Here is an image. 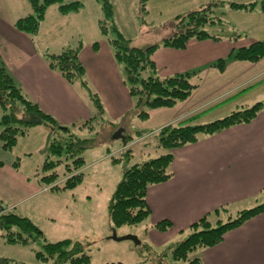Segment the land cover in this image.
Returning <instances> with one entry per match:
<instances>
[{"label": "crops", "instance_id": "1", "mask_svg": "<svg viewBox=\"0 0 264 264\" xmlns=\"http://www.w3.org/2000/svg\"><path fill=\"white\" fill-rule=\"evenodd\" d=\"M173 1L178 6L176 13L194 12L213 4L218 5V9L228 5V0ZM233 1L245 5L259 2ZM230 4V10L249 18V24L240 30L239 35L227 39L209 32L219 40H192L184 50L160 48L152 56L162 78L199 71L190 81L196 87L191 96L174 108L150 111L147 121L135 119L136 135L142 132V136L138 135L127 146L116 147L113 152L108 150L109 156L99 158L97 166L105 163L108 166L109 161L115 163L116 155L127 148L153 138L159 129L176 124L177 120L213 98L227 95L247 80L264 74V59L257 63L230 60L223 72L212 67L219 59L229 58L234 50L264 41V10L257 7L253 11L237 10ZM13 11L7 0H0V60L24 93L60 124L69 127L86 124L94 113L90 93L79 84L69 83L59 72L51 69L44 56L50 50L44 45V39L39 40L40 31L32 37L17 30L14 23L24 16ZM216 28V25L212 26V29ZM243 35L250 39H241ZM95 43H99L98 49L94 48ZM94 44H86L82 48L80 60L87 80L116 119L133 107L134 100L110 43L97 40ZM251 96L238 99L236 106L254 102L256 96ZM123 130L126 137L134 138L126 128ZM33 134H41L48 143L50 129L44 125L31 128L12 153L6 152L0 141V201L7 210L15 213L49 192L37 182L39 168L32 171L28 164L24 166L31 155V148L28 143L21 142L30 140ZM155 152V157L161 154L160 150ZM149 155L144 154L145 159L153 158ZM18 159L19 166L16 167ZM170 172L172 176L169 180L153 185L147 191L151 215L142 239L161 249L186 239L193 225L203 218L214 221L223 215L235 217L243 210L264 203V109L250 123L203 136L197 142L175 150ZM89 201L93 203L91 199ZM163 222H169L171 226L164 231L157 229L156 225ZM0 240L3 241L1 236ZM200 258L203 264H264V212L229 231L216 246L201 250Z\"/></svg>", "mask_w": 264, "mask_h": 264}, {"label": "trees", "instance_id": "2", "mask_svg": "<svg viewBox=\"0 0 264 264\" xmlns=\"http://www.w3.org/2000/svg\"><path fill=\"white\" fill-rule=\"evenodd\" d=\"M150 0H141L142 7L146 11V5ZM33 14L15 21V28L32 37H35L45 20L47 10L54 4H60L63 15L79 12L82 4L79 0L63 4V0H29ZM257 3L245 5L231 3L230 6L237 10L253 11ZM218 5H208L203 9L176 17L177 33L165 38L161 43L151 45L145 49L132 45V41L126 38L115 25L113 20L114 8L104 0L103 10L106 20L100 22L104 36L113 34L109 43L114 51V58L123 66L124 82L129 89L135 103L130 110L134 119L147 121L149 112L162 108H174L186 101L195 86L191 79L199 71H188L174 76L162 78L159 76L153 54L160 48H173L184 50L192 40H219L206 30L207 26L220 24L221 19L211 16L213 8ZM264 10V0L260 3ZM99 43L94 44L98 49ZM83 46L68 48L59 54H45L52 70L59 72L69 83L79 84L90 93L97 107L103 111L99 97L92 94L86 77L85 67L80 60ZM264 59V41L255 42L249 46L234 50L229 58L219 59L212 64L220 72L225 71L230 60L260 62ZM264 109V103L260 102L252 106H241L238 111L231 113L222 119L207 123L195 122L202 116H195L181 124H171L160 129L155 135V151H161L157 157L147 161L133 164L126 169L123 178L117 186L113 198L108 207L109 221L112 229L123 226H137L147 222L151 215V209L147 203V191L156 184L169 180L171 164L174 160V151L188 144L197 142L203 136L217 134L229 127L252 122ZM0 141L4 150L12 153L19 140L29 134L31 128L44 125L50 129L47 143V155L43 165L38 169L36 178L41 186L48 185L50 190L74 189L83 181L85 159L83 153L95 145L93 139H83L76 135L73 128L60 124L53 116L44 112L38 103L31 100L17 84L14 77L6 68L3 61L0 62ZM91 120L80 126L90 124ZM143 134L139 132L138 135ZM142 136V135H141ZM134 138L127 136V143ZM133 148H127L122 157L115 158L116 163L123 159L128 162L133 157ZM55 158V159H53ZM64 162L65 173L63 182L59 183V174L54 170ZM19 166V159L15 163ZM52 170L50 174L46 172ZM0 201V231L1 237L7 244H21L29 246L37 240L43 242L42 249L36 252V259L43 264H89L91 257L85 252L83 245L71 239L58 242H48L37 226L27 217L20 216L7 210ZM264 212V203L252 209L243 210L238 216L228 221H213L208 218L201 219L193 225V232L183 241L173 245L172 254L174 260L185 264H203L201 258H191L197 250H203L216 246L223 241L225 235L241 226L246 221ZM169 222L156 225L159 230H167ZM0 264H24L0 259Z\"/></svg>", "mask_w": 264, "mask_h": 264}, {"label": "rangeland", "instance_id": "3", "mask_svg": "<svg viewBox=\"0 0 264 264\" xmlns=\"http://www.w3.org/2000/svg\"><path fill=\"white\" fill-rule=\"evenodd\" d=\"M7 1L11 9L14 10L13 12H16V15L21 14V16L26 17L33 14V8L29 0ZM75 1L63 0V4ZM79 1L82 4L80 14H77L79 12H72L69 13L70 15L64 16L60 13V4H54L48 8L45 21L40 28L39 38V40L44 39L46 41L44 45L48 46L50 50L48 53L59 54L68 48H78L81 44L85 47L86 44H94L97 40H107L109 42L108 39L114 38L113 34L107 37L101 31L100 22L106 20V14L103 10L104 0ZM108 1L114 8L113 20L115 25L126 38L132 41L134 47L141 49L159 44L165 38L177 33L178 21L175 16L183 13L179 16H184L190 12L183 11L181 13V11H178L176 13L178 6L173 0H150L146 5V11L142 7L141 0ZM261 1L259 0L256 6L257 9L260 8ZM232 2L235 1H227L228 5L225 6L227 8L220 7L218 9L217 6L213 8L211 16L215 19L220 18L222 23L221 25L216 24L217 28L215 30L212 29L211 25L206 27V30L212 35L228 39L239 35L240 30L249 24V18L228 8ZM241 39L246 40L250 37L243 35ZM39 40L37 41L38 44ZM120 67L123 69L122 65ZM89 88L92 94L99 97L103 111L101 112V109L97 107V103L92 100L94 113L90 119V124L83 126V129H78L81 125L73 128L78 137L93 139L95 142V145L82 155L86 161L83 181L74 189L50 190L48 188L47 191L49 192L47 194L40 197L34 204H29L16 211V214L29 218L48 242H58L65 239L80 242L85 252L91 257L89 264H185L174 260L171 248L173 245L170 248L164 247L161 249L154 246L150 241H143L142 236L146 223L112 229L108 207L118 184L123 178L124 171L134 163L148 160L145 159L144 154L150 153L149 156L153 158L156 156L157 152L153 147L156 138L153 136V138L133 147V157L129 162L123 159L118 163L109 161L108 166L107 163L97 166L99 158L109 156L108 150L113 152L116 147H121L123 144L121 140L113 139L119 130L126 128L128 134L133 136L134 139H137L138 135H136L133 125L135 119L130 112L133 107L121 117L114 119L99 94L94 91L95 88L91 82H89ZM262 90H264V74L247 80L244 85L231 90L227 95L213 98L207 104L177 120L175 125L198 115L202 116L195 122L196 124L222 119L239 110L241 106H236L238 99H245L246 96L252 97L251 94L256 96L255 101H250L252 103L249 102L242 106L264 103V92L259 93ZM2 114L0 111V118ZM43 140L41 134H33L30 140L21 142L30 145L31 155L24 166L28 164L32 171L33 169H40L46 158L47 143ZM119 157H122L121 154H117L115 158ZM24 166L21 165V168L26 170ZM54 170L60 176L59 183L63 182L61 180L64 178L65 173L64 162ZM32 171H30V174ZM51 172L52 170L45 174ZM47 187L49 186H43L44 190ZM90 199L93 203H90ZM235 217L223 215L219 220L228 221ZM219 220H214L213 223ZM114 232H116L118 238L128 235L136 236L141 241V245H136L131 240H113L112 235ZM1 235L2 232L0 231ZM42 243L41 240H37L26 246L7 244L4 240H0V259H9L24 264H43L36 259V252L42 249ZM200 253L201 249L195 251L191 254V258H199Z\"/></svg>", "mask_w": 264, "mask_h": 264}, {"label": "water", "instance_id": "4", "mask_svg": "<svg viewBox=\"0 0 264 264\" xmlns=\"http://www.w3.org/2000/svg\"><path fill=\"white\" fill-rule=\"evenodd\" d=\"M113 139H117V140H121L123 145L124 146H127V137L125 136L124 134V130L121 129L119 130L116 135L114 136ZM2 210L0 209V212ZM112 239L113 240H117V241H123V240H131L133 241L136 245H141V241L139 240V238H137L136 236H131V235H128V236H125V237H122V238H118L116 232H114V234L112 235Z\"/></svg>", "mask_w": 264, "mask_h": 264}, {"label": "built area", "instance_id": "5", "mask_svg": "<svg viewBox=\"0 0 264 264\" xmlns=\"http://www.w3.org/2000/svg\"><path fill=\"white\" fill-rule=\"evenodd\" d=\"M46 191L48 190V188L45 189Z\"/></svg>", "mask_w": 264, "mask_h": 264}]
</instances>
